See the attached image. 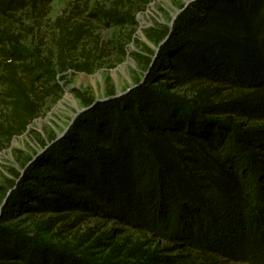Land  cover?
I'll return each mask as SVG.
<instances>
[{
    "label": "trees",
    "instance_id": "1",
    "mask_svg": "<svg viewBox=\"0 0 264 264\" xmlns=\"http://www.w3.org/2000/svg\"><path fill=\"white\" fill-rule=\"evenodd\" d=\"M52 2L0 0V94L13 133L53 93L40 85L17 16ZM116 10L100 15L115 19ZM62 31L64 46L91 34L83 24ZM160 38L147 79L81 114L39 157L38 187H19L6 219L25 210L119 220L186 252L128 251L144 264H197L192 251L218 264L211 253L220 246L264 238V0H195ZM183 87L192 101L170 92ZM118 258H87L0 224V264H127Z\"/></svg>",
    "mask_w": 264,
    "mask_h": 264
},
{
    "label": "rangeland",
    "instance_id": "2",
    "mask_svg": "<svg viewBox=\"0 0 264 264\" xmlns=\"http://www.w3.org/2000/svg\"><path fill=\"white\" fill-rule=\"evenodd\" d=\"M190 1L53 0L44 12L28 10L17 16L24 44L34 54L31 65L40 67L34 68L41 76L40 85L53 93L44 95L38 117L18 133H13L10 127V110L1 101L0 94V224L5 222L7 227L39 242L66 248L87 258L103 260L115 250L119 261L144 264V258L127 256L128 251L141 249L174 257L186 253L181 245L173 248L166 236L136 230L119 220L92 217L77 222L74 214L32 215L25 210L8 220L6 209L19 187L23 192L28 187H38L35 178L39 173V157L45 156L53 140L65 131L58 141L66 137L73 121L91 110L96 101L124 95L140 80L147 79V60L153 64L158 59L163 42L160 35L174 28L179 15L192 4ZM115 10V19L121 22L100 15L103 11ZM79 24L91 34L76 44L62 45V27L70 30ZM170 92L186 101L193 100L194 94L188 87ZM91 102L94 103L90 107ZM237 123L254 124L246 119H238ZM241 243L229 242L211 254L218 264H264V238L252 232ZM191 254L195 255L197 264L207 263L199 253L192 251Z\"/></svg>",
    "mask_w": 264,
    "mask_h": 264
},
{
    "label": "water",
    "instance_id": "3",
    "mask_svg": "<svg viewBox=\"0 0 264 264\" xmlns=\"http://www.w3.org/2000/svg\"><path fill=\"white\" fill-rule=\"evenodd\" d=\"M194 1H195V0H191L190 3H193ZM171 28H172V27H171ZM171 31H172V29L170 30V32H171ZM167 39H168V38H167ZM167 39H165V40L160 44V50H161V48L165 45ZM121 95H122V94H119V95H117V96H121ZM117 96H113V97H109V98L101 99L100 101L110 100V99H113V98H115V97H117ZM97 102H98V101H96L95 104H96ZM79 112H80V111H79ZM73 122H74V121H73ZM73 122L70 124V126L73 124ZM70 126L68 127V129L70 128ZM68 129H67V130H68ZM65 133H66V131H65L64 133L60 134L56 139H54L53 142H52V144H54L55 142H57L62 136L65 135ZM52 144H50V146H51Z\"/></svg>",
    "mask_w": 264,
    "mask_h": 264
}]
</instances>
